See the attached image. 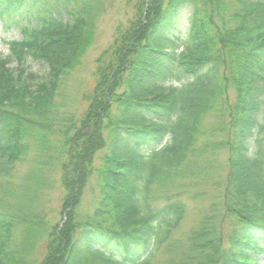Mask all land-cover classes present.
<instances>
[{"label":"trees","instance_id":"1","mask_svg":"<svg viewBox=\"0 0 264 264\" xmlns=\"http://www.w3.org/2000/svg\"><path fill=\"white\" fill-rule=\"evenodd\" d=\"M127 4L132 18L93 61L81 118L53 127V99L91 47L103 0H0V26L20 36L0 56V264H30L39 235L37 264H264V0ZM29 60L47 73L28 72ZM106 130L115 145L94 170ZM28 142L58 163L63 187L60 221L40 229L7 202ZM216 174L222 193L174 239L184 196ZM30 177L26 198L44 181Z\"/></svg>","mask_w":264,"mask_h":264},{"label":"rangeland","instance_id":"2","mask_svg":"<svg viewBox=\"0 0 264 264\" xmlns=\"http://www.w3.org/2000/svg\"><path fill=\"white\" fill-rule=\"evenodd\" d=\"M128 0H103V13L100 18L96 20L95 38L91 43V47L86 51L81 59V63L77 68L70 71V73L63 77L62 84L54 97V108L52 109L53 127L62 126L66 124L64 120H71L77 123L81 115L88 106V101L85 96L93 90V77L91 76L93 61L107 49L111 44L113 37L118 29L125 28L133 16V10L127 4ZM19 32L16 27L5 30L0 26V56L8 54L6 46L7 41L19 39ZM26 69L30 73L43 76L47 73L46 68L38 63L28 61ZM229 95L230 102L232 101L231 92ZM62 123V124H61ZM105 141L106 148L96 152L94 157V170L101 164L102 158L109 154L115 145V135H111V130H106ZM46 144L47 149L55 150L60 147L58 144L59 137L56 135H49ZM29 152L27 157L16 165V170L13 173L11 183L9 185V195L11 194L12 202L11 208L14 207L15 213H20L23 216L31 217L32 220L37 221L40 226L44 222L48 225H55L61 218L59 216L61 199L63 196V187L60 183L59 165L55 161H49L48 157L44 155L37 156L35 154L36 147L33 142H28ZM121 145V143H120ZM216 161L213 167L216 173L222 171L226 162V152L220 151L217 153ZM45 164V165H44ZM48 164V165H47ZM37 180H44L39 187H34L33 193L26 198V194L31 190L29 184L30 176ZM95 176L93 175L87 184L84 198L80 205V214H87L90 210L93 199L96 198ZM218 174L214 176L213 181L204 186L197 187L194 194L191 193L184 196V203H186V217L181 223V226L173 234L174 239L184 240L186 235L194 230L207 212L213 197L222 193L221 187L217 185L219 182ZM198 193V195H197ZM17 237L20 239L21 232L17 231ZM45 242L43 236L39 235L37 243L34 247L33 256L30 264H37L41 255L43 254Z\"/></svg>","mask_w":264,"mask_h":264},{"label":"bare ground","instance_id":"3","mask_svg":"<svg viewBox=\"0 0 264 264\" xmlns=\"http://www.w3.org/2000/svg\"><path fill=\"white\" fill-rule=\"evenodd\" d=\"M45 147H46V145H45Z\"/></svg>","mask_w":264,"mask_h":264}]
</instances>
